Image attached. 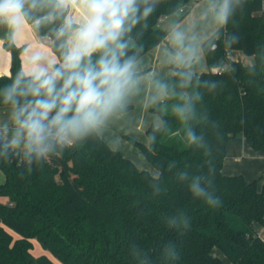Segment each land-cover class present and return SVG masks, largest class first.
<instances>
[{
  "label": "trees",
  "instance_id": "1",
  "mask_svg": "<svg viewBox=\"0 0 264 264\" xmlns=\"http://www.w3.org/2000/svg\"><path fill=\"white\" fill-rule=\"evenodd\" d=\"M195 1L141 0V10H153L125 36L127 55L138 61L168 42L170 31L162 22L169 17L180 22ZM262 3L232 0L227 22L202 43L208 71L173 67L166 97L154 109L162 123L148 129L149 145H140L157 176L113 150L97 131L71 146H57L38 162L19 160L11 150L0 156L5 174L0 183V199L5 200L0 201V264H56L33 254L35 240L61 264H223L213 254L215 248L232 264H264V240L254 228L264 225L262 177L248 182L242 175L223 173L228 142L237 135L264 152ZM61 23L57 18L36 26L52 38L58 55L52 32ZM6 47L12 65L10 75L0 76V108L11 106L4 103V88L25 75L21 49L11 41ZM231 51L253 57L252 64L230 59ZM180 72L190 74V80ZM180 107L186 109L183 117L176 111ZM190 130L200 139L192 142ZM196 176L211 181L219 206L193 196L190 183ZM173 218L176 226L170 224ZM168 244L175 246L176 256L165 253Z\"/></svg>",
  "mask_w": 264,
  "mask_h": 264
},
{
  "label": "clouds",
  "instance_id": "2",
  "mask_svg": "<svg viewBox=\"0 0 264 264\" xmlns=\"http://www.w3.org/2000/svg\"><path fill=\"white\" fill-rule=\"evenodd\" d=\"M141 0H0V23L15 29L22 17L34 13L35 23H62L55 29L60 41L62 59L46 71L18 75L3 90L4 103L11 105L9 120L0 125V156L10 150L23 152L31 163L38 162L58 146H71L105 123L125 106L128 97L137 89L139 78L135 56H128L129 41L125 36L132 31L141 16L152 12L151 6L141 10ZM144 4L148 0H143ZM70 4H79L82 15H65ZM215 19L227 22L232 11V0L213 4ZM175 48L169 63L177 69L190 68L195 51L185 44V34L173 30L170 34ZM97 57L95 60L93 57ZM190 80V74L180 72ZM160 96L166 95L160 85ZM183 117L186 109H176ZM192 142L200 138L191 130ZM186 173L181 179L186 178ZM207 185V186H206ZM211 181L193 177L190 190L209 206H219L220 199L210 190ZM177 225V219L170 221ZM189 221H183L187 228ZM165 253L176 256L175 246H165Z\"/></svg>",
  "mask_w": 264,
  "mask_h": 264
},
{
  "label": "crops",
  "instance_id": "3",
  "mask_svg": "<svg viewBox=\"0 0 264 264\" xmlns=\"http://www.w3.org/2000/svg\"><path fill=\"white\" fill-rule=\"evenodd\" d=\"M216 3H219V0H196L190 8L188 15L180 22L177 23L175 17H169L162 22V27L170 31L168 42L161 43L137 61V73L147 71L144 75V80H148L147 86L152 87L154 83L159 85V83L166 82L174 75L172 70L173 64L169 63V54L173 53L172 49L175 51L170 39V34L173 30L182 31L186 37L185 44L190 45L198 53V47L223 25L219 24L215 19L212 6ZM66 13L68 16L77 18L82 15V9L79 4H70ZM36 15H42V13H34L28 17H22L15 29L5 23H0V76L10 75L12 55L6 47L9 41L16 48L21 49V67L25 75L50 70L57 66L61 60L60 56L53 49L52 38L41 35L36 29ZM231 52H238L236 54L241 53V51ZM231 52L229 53L230 59L240 61L244 65L252 64L253 57L249 56V59L245 60L241 55L231 56ZM190 71L199 73L196 72L197 70ZM206 71H208V67ZM1 120L0 125L7 121L2 118ZM97 132L101 138H104L99 130ZM223 173L229 176L242 175L248 182L262 177L258 186L260 189L263 188L264 152L253 150L243 135H237L228 142ZM254 228L264 240V225L254 224ZM213 254L220 258L223 264H232L218 248L213 250Z\"/></svg>",
  "mask_w": 264,
  "mask_h": 264
},
{
  "label": "rangeland",
  "instance_id": "4",
  "mask_svg": "<svg viewBox=\"0 0 264 264\" xmlns=\"http://www.w3.org/2000/svg\"><path fill=\"white\" fill-rule=\"evenodd\" d=\"M172 49V48H171ZM173 53L175 52L172 49ZM195 51V59L193 60L189 70H197L196 72L202 73L207 70V65L204 58V53L202 50V44L198 47V53ZM238 52H231V56L241 55L245 60L249 59V56L245 55L243 52L236 54ZM175 65H172V70L174 71ZM202 70V71H201ZM204 70V71H203ZM147 72V71H146ZM145 71L138 72L139 84L137 89L128 97L126 106L128 107L122 113H115L105 125L99 130L104 136L102 138L109 146L116 151L121 152V154L132 161L139 169L149 172L150 174L157 176L159 171L150 162V160L145 155L143 149L140 145L148 146L149 138L147 131L151 126L158 127L162 123V119L154 112L156 106L162 102L166 95L161 98L159 87L160 85L165 86L166 82H162L150 87L148 80H144ZM11 112V106L0 108V124L2 119L9 120V115ZM99 134V133H98ZM108 142H107V141ZM110 140V141H109ZM5 182V174L0 170V183ZM4 202V199H0ZM1 225V223H0ZM14 238L16 234L9 228L5 227ZM33 254L35 256L45 255L50 258L56 264H61L50 252L45 251L42 246L36 240L33 241Z\"/></svg>",
  "mask_w": 264,
  "mask_h": 264
},
{
  "label": "built area",
  "instance_id": "5",
  "mask_svg": "<svg viewBox=\"0 0 264 264\" xmlns=\"http://www.w3.org/2000/svg\"><path fill=\"white\" fill-rule=\"evenodd\" d=\"M262 9H263V11H264V0H263V3H262ZM183 12H184V10L181 9V10H180V13H183ZM12 153H13V155H14L15 157H18L19 160H22V158L24 157L23 152H13V151H12ZM48 156H49V154H48L46 157H44V158H48Z\"/></svg>",
  "mask_w": 264,
  "mask_h": 264
},
{
  "label": "water",
  "instance_id": "6",
  "mask_svg": "<svg viewBox=\"0 0 264 264\" xmlns=\"http://www.w3.org/2000/svg\"><path fill=\"white\" fill-rule=\"evenodd\" d=\"M55 29H56V28H55ZM55 29L53 30L52 34H53V36L56 38L57 45H58V52H59L60 58L62 59V50H61V48H60V41H59V39H58V37H57V35H56V31H55Z\"/></svg>",
  "mask_w": 264,
  "mask_h": 264
}]
</instances>
